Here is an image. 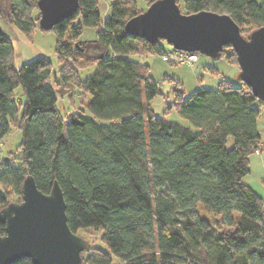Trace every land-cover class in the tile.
Here are the masks:
<instances>
[{
    "label": "trees",
    "instance_id": "16d2710c",
    "mask_svg": "<svg viewBox=\"0 0 264 264\" xmlns=\"http://www.w3.org/2000/svg\"><path fill=\"white\" fill-rule=\"evenodd\" d=\"M100 1L79 0L76 14L52 30L64 62L55 83H76L90 98L70 119L57 106L51 61L17 68L15 47L0 27V152L17 130L22 153L21 166L0 157V210L21 202L28 176L47 195L57 181L71 231H102L109 248L89 247L83 264H114V257L118 264H264V200L244 182L263 145L252 89L223 80L188 99L175 89L174 105L157 116L152 103L161 92L150 66L133 57L169 52L163 41L126 32V23L144 12L138 0H108L104 19ZM183 2L188 15H230L245 37L264 26V0ZM0 21L29 39L43 31L38 0H0ZM85 28L99 29L96 54L83 50ZM226 49L222 58L238 65ZM87 69L93 71L85 79ZM173 110L190 126L169 121ZM206 213L219 215L228 229Z\"/></svg>",
    "mask_w": 264,
    "mask_h": 264
},
{
    "label": "water",
    "instance_id": "95a60500",
    "mask_svg": "<svg viewBox=\"0 0 264 264\" xmlns=\"http://www.w3.org/2000/svg\"><path fill=\"white\" fill-rule=\"evenodd\" d=\"M79 0H38L40 28L52 31L73 17ZM128 34L149 43L167 42L173 49L199 53L213 60L230 46L237 56L241 82L264 103V26L245 37L228 14L202 11L184 14L177 0H157L125 25ZM0 264L29 258L33 264H83L89 243L71 231L64 193L55 181L50 194L41 192L32 176L23 185L21 202L0 210Z\"/></svg>",
    "mask_w": 264,
    "mask_h": 264
},
{
    "label": "rangeland",
    "instance_id": "374dc122",
    "mask_svg": "<svg viewBox=\"0 0 264 264\" xmlns=\"http://www.w3.org/2000/svg\"><path fill=\"white\" fill-rule=\"evenodd\" d=\"M150 0H138L139 8L146 11ZM184 0H180L182 12L185 14ZM100 13L102 18L109 15L108 0L100 1ZM1 30L13 43L16 50V67L20 68L23 64L30 63L37 58L44 57L51 61L53 66L52 85L59 96L58 109L66 119H70L71 114L75 111H83L86 109L90 98L80 89L76 83L69 85H58L55 83L54 76L59 77V71L62 67L60 58L57 54V34L53 31L43 32L36 31L30 37L23 35L17 28L8 25L5 22H0ZM99 29L85 28L80 42L83 44V50L86 54H96V44L92 43L97 39ZM164 47L168 52L174 50L171 45L163 41ZM226 53L230 54V50L226 49ZM223 55V54H222ZM140 62L147 64L151 68V76L158 85L161 96L154 102L153 107L157 116L164 117L169 106H173L175 102L174 90L179 89L185 93V98L188 99L198 88L217 89L221 81H229L234 87L242 86L239 78L240 68L236 64H231L225 57L218 60H213L207 56L200 54L199 66L193 70L187 66H170L162 61L159 56H139L133 57ZM68 65H75L73 59L64 60ZM93 69L83 71L82 77L88 78ZM61 80H59L60 83ZM62 83V82H61ZM159 103V105H158ZM253 107L260 112L258 121V131L264 142V103L256 101ZM91 117V114L87 112ZM169 121L178 122L183 125L190 126V123L181 119L173 110L166 116ZM21 142V134L17 130H13L10 136L4 141L1 146L0 157L2 160L14 162L16 166H21L22 153L18 151V146ZM256 159L259 163L252 162ZM259 159H264V144L262 145L261 154L256 153L251 158L250 174L244 179L247 185H250L254 190L264 198V163ZM201 210V208H199ZM204 212V211H203ZM211 222L218 223V226L228 229L221 222V217L213 213L205 214ZM222 228V229H223ZM78 235L88 241L90 248H98L105 252H109V248L102 240L103 232L93 229H82ZM114 264H118L117 258H113Z\"/></svg>",
    "mask_w": 264,
    "mask_h": 264
},
{
    "label": "built area",
    "instance_id": "2783aa9c",
    "mask_svg": "<svg viewBox=\"0 0 264 264\" xmlns=\"http://www.w3.org/2000/svg\"><path fill=\"white\" fill-rule=\"evenodd\" d=\"M161 59L170 66H187L195 70L199 66L200 54L197 52L187 53L172 50V52L164 54ZM261 152L262 145L258 148L257 153L261 154Z\"/></svg>",
    "mask_w": 264,
    "mask_h": 264
},
{
    "label": "crops",
    "instance_id": "0c3cea01",
    "mask_svg": "<svg viewBox=\"0 0 264 264\" xmlns=\"http://www.w3.org/2000/svg\"><path fill=\"white\" fill-rule=\"evenodd\" d=\"M1 22V21H0ZM3 22V21H2ZM0 27H1V25H0ZM4 34V33H3ZM5 35V34H4ZM8 38V37H7ZM158 99V98H157ZM156 99V100H157ZM155 100V101H156ZM155 101H153V103H152V106H153V104H154V102ZM158 105H159V103H158ZM154 108V107H153ZM262 139V138H261ZM262 144H264V142L262 141ZM252 158V157H251ZM251 158H250V164H251ZM262 163H264V159H259ZM252 162H256V163H259L258 161H256V159H254V161H252ZM250 186V185H249ZM251 187V186H250ZM252 188V187H251ZM253 190H254V188H252ZM257 193V192H256ZM258 194V193H257ZM260 195V194H259ZM261 196V195H260ZM262 197V196H261ZM263 198V197H262ZM263 200H264V198H263Z\"/></svg>",
    "mask_w": 264,
    "mask_h": 264
},
{
    "label": "bare ground",
    "instance_id": "6f19581e",
    "mask_svg": "<svg viewBox=\"0 0 264 264\" xmlns=\"http://www.w3.org/2000/svg\"><path fill=\"white\" fill-rule=\"evenodd\" d=\"M175 51H177V50H175ZM179 52H181V51H179Z\"/></svg>",
    "mask_w": 264,
    "mask_h": 264
}]
</instances>
